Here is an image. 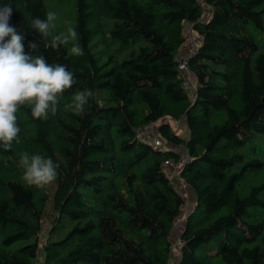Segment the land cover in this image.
<instances>
[{"label":"trees","instance_id":"1","mask_svg":"<svg viewBox=\"0 0 264 264\" xmlns=\"http://www.w3.org/2000/svg\"><path fill=\"white\" fill-rule=\"evenodd\" d=\"M206 1L192 102L198 0H0V264H165L176 152L135 137L161 118L195 198L175 264H264V0Z\"/></svg>","mask_w":264,"mask_h":264},{"label":"built area","instance_id":"2","mask_svg":"<svg viewBox=\"0 0 264 264\" xmlns=\"http://www.w3.org/2000/svg\"><path fill=\"white\" fill-rule=\"evenodd\" d=\"M201 6V15L196 20L185 19L183 21L185 40L181 45L179 54L178 68L183 78L182 86L188 93L193 102L197 96V82L195 80L193 70L189 65V57L196 52L199 44L202 42L203 35L195 31L194 27L197 22H201L213 13V6L206 0H198ZM162 119V118H161ZM161 119L141 125L135 128V137L141 142L152 143L155 147L173 150L176 152L175 157H166L163 159L162 165L167 178L170 180L176 191L182 197V203L173 222V229L170 236V253L171 257L165 264H175L177 256L181 252L184 245L182 234L185 230L187 219L195 207V198L192 187L189 185L182 170L189 159L188 153L180 146L173 145L164 140L158 132V125ZM168 121L175 119L167 117ZM183 122V120H175ZM41 258L39 254L38 259Z\"/></svg>","mask_w":264,"mask_h":264},{"label":"rangeland","instance_id":"3","mask_svg":"<svg viewBox=\"0 0 264 264\" xmlns=\"http://www.w3.org/2000/svg\"><path fill=\"white\" fill-rule=\"evenodd\" d=\"M171 124H172L174 129H176L179 133H181V135L183 137L188 135V129L186 128L184 121L183 122H176L175 120H173L171 122ZM37 260H38V264H42L43 263V255L41 254V258H39Z\"/></svg>","mask_w":264,"mask_h":264},{"label":"crops","instance_id":"4","mask_svg":"<svg viewBox=\"0 0 264 264\" xmlns=\"http://www.w3.org/2000/svg\"><path fill=\"white\" fill-rule=\"evenodd\" d=\"M188 136V135H187ZM187 136H185V137H187Z\"/></svg>","mask_w":264,"mask_h":264}]
</instances>
